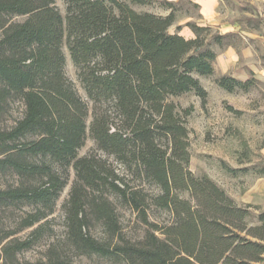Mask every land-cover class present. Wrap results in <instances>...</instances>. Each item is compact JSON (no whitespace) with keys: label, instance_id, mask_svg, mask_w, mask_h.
I'll return each instance as SVG.
<instances>
[{"label":"trees","instance_id":"trees-1","mask_svg":"<svg viewBox=\"0 0 264 264\" xmlns=\"http://www.w3.org/2000/svg\"><path fill=\"white\" fill-rule=\"evenodd\" d=\"M64 2L62 15L55 0H0V178L13 179L0 187V264H261L264 210L189 169L194 108L174 101L194 92L206 104L197 76L214 75V46L233 35L195 22L194 38L170 33L180 11L170 0L165 16L135 9L153 0ZM65 48L92 109L66 75ZM254 83L217 79L230 93ZM89 138L96 150L79 156Z\"/></svg>","mask_w":264,"mask_h":264},{"label":"rangeland","instance_id":"rangeland-1","mask_svg":"<svg viewBox=\"0 0 264 264\" xmlns=\"http://www.w3.org/2000/svg\"><path fill=\"white\" fill-rule=\"evenodd\" d=\"M55 1L61 14L65 15L64 0ZM153 1L152 5L136 6L135 9L163 16L169 13L163 6L165 0ZM170 1L180 6L177 14L179 21L170 28V33H176L177 26L180 25L183 26L181 35L187 39L194 38V33L185 25L187 22H195L200 26H212L215 32L233 35L227 40L229 46L223 49L214 46L218 53L214 62V75L197 76L208 93L206 104L203 105L194 92L174 98L180 108H194L192 115L187 118L191 153L189 169L198 176H209L238 205H252L264 210V177L257 173L258 168L264 166V0H220L216 14L209 20L205 17L203 7L199 5L201 0ZM190 2L198 4L200 8H194ZM15 19L22 21L24 17ZM64 52L67 57L66 75L92 109V103L79 82L70 54L66 48ZM222 76L242 81L254 78L255 83L249 92L237 90L230 93L217 84V79ZM230 107L241 113L235 114ZM23 109L22 103H14L12 116L7 124L12 125L22 115ZM91 120L90 116L89 123ZM95 150V143L89 138L79 151V156ZM74 179L75 173L71 169L69 184L52 216L58 237L65 231L63 205L69 198ZM8 182H13V179L0 178V187L6 186ZM119 212L124 225L131 227L134 215L125 209H120ZM43 250L44 246L39 245L25 254V257L34 260L40 257Z\"/></svg>","mask_w":264,"mask_h":264},{"label":"crops","instance_id":"crops-1","mask_svg":"<svg viewBox=\"0 0 264 264\" xmlns=\"http://www.w3.org/2000/svg\"><path fill=\"white\" fill-rule=\"evenodd\" d=\"M219 1L220 0H201V2H199V5L203 7V10L206 13L205 17L207 18V20L212 19L216 14V8L219 5ZM191 38L192 37H188V39Z\"/></svg>","mask_w":264,"mask_h":264}]
</instances>
